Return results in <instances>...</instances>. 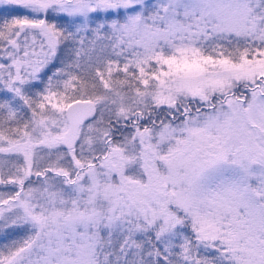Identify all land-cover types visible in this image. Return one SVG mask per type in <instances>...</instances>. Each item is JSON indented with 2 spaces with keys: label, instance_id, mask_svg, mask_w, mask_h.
Wrapping results in <instances>:
<instances>
[{
  "label": "snow or ice",
  "instance_id": "1",
  "mask_svg": "<svg viewBox=\"0 0 264 264\" xmlns=\"http://www.w3.org/2000/svg\"><path fill=\"white\" fill-rule=\"evenodd\" d=\"M0 264H264V0H0Z\"/></svg>",
  "mask_w": 264,
  "mask_h": 264
},
{
  "label": "rangeland",
  "instance_id": "2",
  "mask_svg": "<svg viewBox=\"0 0 264 264\" xmlns=\"http://www.w3.org/2000/svg\"><path fill=\"white\" fill-rule=\"evenodd\" d=\"M0 191H6V189L3 187H0Z\"/></svg>",
  "mask_w": 264,
  "mask_h": 264
}]
</instances>
